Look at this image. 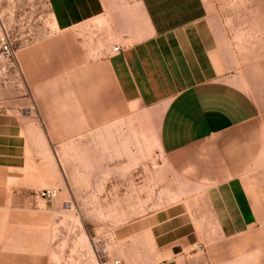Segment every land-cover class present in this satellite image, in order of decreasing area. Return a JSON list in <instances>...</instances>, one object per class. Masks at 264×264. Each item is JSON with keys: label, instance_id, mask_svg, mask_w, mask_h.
Returning <instances> with one entry per match:
<instances>
[{"label": "rangeland", "instance_id": "374dc122", "mask_svg": "<svg viewBox=\"0 0 264 264\" xmlns=\"http://www.w3.org/2000/svg\"><path fill=\"white\" fill-rule=\"evenodd\" d=\"M204 1L220 25H242L244 10L232 8L246 0ZM252 1L264 22V0ZM101 32L99 23L60 30L48 0H0V34L12 49L0 48V264H149L146 234L121 238L139 217L179 199L166 186L175 181L160 151L159 115L105 111L94 82L92 96H76L86 89L85 51L101 58ZM245 85L260 108L261 165L264 87ZM43 190L58 198L39 200ZM258 214L257 225L235 234L201 226L187 264H264V209Z\"/></svg>", "mask_w": 264, "mask_h": 264}, {"label": "crops", "instance_id": "0c3cea01", "mask_svg": "<svg viewBox=\"0 0 264 264\" xmlns=\"http://www.w3.org/2000/svg\"><path fill=\"white\" fill-rule=\"evenodd\" d=\"M244 2L232 8L245 13L237 26L211 18L204 0H48L60 30L102 25L101 58L89 60L85 51L86 89L76 96H92L87 85L94 82L105 111L159 115L160 151L175 181L166 186L180 195L121 238L146 234V263L187 264L186 248L197 244L201 226L235 234L236 226L257 225L264 209L260 108L245 85L264 87V73L249 69L264 67V22L253 1Z\"/></svg>", "mask_w": 264, "mask_h": 264}, {"label": "built area", "instance_id": "2783aa9c", "mask_svg": "<svg viewBox=\"0 0 264 264\" xmlns=\"http://www.w3.org/2000/svg\"><path fill=\"white\" fill-rule=\"evenodd\" d=\"M0 48L4 52V54L11 55L12 49L1 34H0ZM118 51L119 48L114 49V52H118ZM58 195H59L58 190H43L37 194V198L42 201L53 202L58 198ZM102 264H121V261L117 260L111 263L110 261L107 260L102 262Z\"/></svg>", "mask_w": 264, "mask_h": 264}]
</instances>
